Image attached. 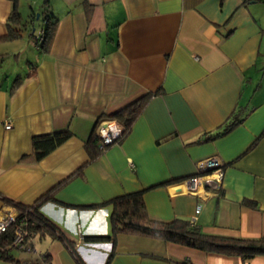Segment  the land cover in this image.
<instances>
[{
    "label": "crops",
    "instance_id": "crops-1",
    "mask_svg": "<svg viewBox=\"0 0 264 264\" xmlns=\"http://www.w3.org/2000/svg\"><path fill=\"white\" fill-rule=\"evenodd\" d=\"M44 2L57 22L46 51L30 36L42 31L40 11L23 20L19 0H0V38L14 3L24 28L0 40L2 60L23 63L21 74L0 73V213L18 214L7 199L29 206L48 194L39 212L71 247L45 234L0 264H264L138 235L85 239L109 235L108 202L135 191L150 219L195 217L207 234L264 236V135L248 149L264 133V1ZM145 96L124 138L93 157L86 140L100 120ZM234 115L241 121L208 139ZM62 130L72 136L35 160L33 137ZM213 156L224 164L221 183L186 194L182 182Z\"/></svg>",
    "mask_w": 264,
    "mask_h": 264
},
{
    "label": "trees",
    "instance_id": "trees-1",
    "mask_svg": "<svg viewBox=\"0 0 264 264\" xmlns=\"http://www.w3.org/2000/svg\"><path fill=\"white\" fill-rule=\"evenodd\" d=\"M14 1V0H13ZM44 5L46 3L44 2ZM43 28L41 34L29 33L34 40L35 45L42 51L48 50L53 35L56 29V20L54 16L48 14L47 10L43 14ZM7 23V33L0 38L3 41L18 39L21 36V29L16 27L21 23V14L14 3L12 12ZM4 55H0V68ZM26 76H28L26 74ZM21 82V81H20ZM19 82V83H20ZM147 96L137 100L130 106L123 108L109 116V120H113L120 124L123 132L118 141L122 140L127 134L131 123L136 118L138 113L144 106ZM101 121V120H100ZM241 119L234 115L233 119L226 124L222 132L210 135L208 139L229 131ZM261 133L249 146L252 149L260 137ZM72 136L69 130H62L50 135H41L33 137L32 152L35 160H39L47 153L52 151L57 146L61 145ZM97 138L93 134L86 140V144L95 143L96 152L93 157H96L101 152L98 151ZM117 141V142H118ZM50 199L48 194L40 197L34 204L25 206L12 200H5L7 204L19 211V216L16 219V224H21V227L30 233L33 237H43L45 234L56 239H60L67 245L71 242L57 229V227L47 220L40 212L39 206L42 202ZM108 203L112 206L110 216L111 233L107 236L88 237V241H107L114 245L115 239L119 234L138 235L146 238L162 240L201 250L205 253L219 254L227 257H238L241 260H247L258 256H264V236L256 238L231 237L216 234H207L199 230L195 226H191L188 220L175 218L168 222L156 221L150 219L145 210L142 191L125 193L115 198H112ZM29 236V237H30ZM13 233L7 231L0 235V257L13 260L8 254L12 251ZM71 247V246H70ZM72 250V249H71ZM71 252H74L71 251ZM50 255L45 254L43 257L48 258ZM15 264H38L36 261H15ZM177 264H192L188 261H180Z\"/></svg>",
    "mask_w": 264,
    "mask_h": 264
},
{
    "label": "built area",
    "instance_id": "built-area-1",
    "mask_svg": "<svg viewBox=\"0 0 264 264\" xmlns=\"http://www.w3.org/2000/svg\"><path fill=\"white\" fill-rule=\"evenodd\" d=\"M39 34H41V31L38 32V35ZM4 127L5 129H9L11 125L9 122H5ZM122 132V126L117 122L108 119L101 120L95 130V136L98 140V151L102 153L107 147L116 143L121 137ZM223 166L224 164L215 156L197 162L195 167L196 173L182 182L186 194L192 196L198 195V188L206 182H213L218 186L223 178ZM178 210L179 213L184 212V203L179 204ZM18 216L19 211L16 216H10L4 212L0 213V235L11 230L13 233L11 246L20 247L22 249V241L25 236L28 237V232L21 227V224H16ZM195 220L196 218L192 217L188 220L189 224L195 226Z\"/></svg>",
    "mask_w": 264,
    "mask_h": 264
},
{
    "label": "rangeland",
    "instance_id": "rangeland-1",
    "mask_svg": "<svg viewBox=\"0 0 264 264\" xmlns=\"http://www.w3.org/2000/svg\"><path fill=\"white\" fill-rule=\"evenodd\" d=\"M43 1L44 0H19V6H20L19 9L22 13L23 20H27L28 18L31 17L30 9L35 8V9H38L40 11V12L36 13V16L40 13H41V15L45 14L46 7H45ZM40 21H42V16L40 17ZM20 29H21V31H24L23 27H21ZM21 61L22 60H20V63H21ZM2 65H3V67L0 69V73H3V75L7 72V69H9L11 67H12L11 69H14L13 72L16 70L18 73H20V74L22 73L23 63L19 64V66L16 67L15 61L5 60L2 62ZM14 73H16V72H14ZM29 236H30V233L28 232V237L25 236V238L22 241V249H28V250L31 249V242H32L33 236H30V237ZM27 240H28L29 244H27ZM17 248L20 249V247H17ZM21 252H23V251H21Z\"/></svg>",
    "mask_w": 264,
    "mask_h": 264
},
{
    "label": "water",
    "instance_id": "water-1",
    "mask_svg": "<svg viewBox=\"0 0 264 264\" xmlns=\"http://www.w3.org/2000/svg\"><path fill=\"white\" fill-rule=\"evenodd\" d=\"M39 15H37V17H38ZM206 184H207V182H206Z\"/></svg>",
    "mask_w": 264,
    "mask_h": 264
},
{
    "label": "bare ground",
    "instance_id": "bare-ground-1",
    "mask_svg": "<svg viewBox=\"0 0 264 264\" xmlns=\"http://www.w3.org/2000/svg\"><path fill=\"white\" fill-rule=\"evenodd\" d=\"M201 188V187H200Z\"/></svg>",
    "mask_w": 264,
    "mask_h": 264
}]
</instances>
